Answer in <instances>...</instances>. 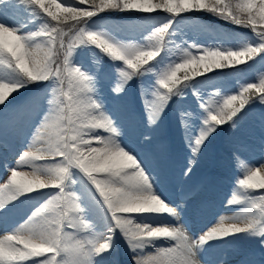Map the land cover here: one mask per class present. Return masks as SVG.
Listing matches in <instances>:
<instances>
[{"label": "snow or ice", "instance_id": "obj_1", "mask_svg": "<svg viewBox=\"0 0 264 264\" xmlns=\"http://www.w3.org/2000/svg\"><path fill=\"white\" fill-rule=\"evenodd\" d=\"M160 12L167 19L140 42L93 26L106 13ZM196 13L247 28L253 38L235 47L177 43L176 25ZM85 47L98 50L92 68L75 59ZM104 57L112 61L108 72ZM257 57L264 60V0H0V106L20 90L43 86V104L40 94L30 100L40 118L26 150L14 166L4 165L0 180V264H105L117 236L132 264H204L214 242L230 239H253L264 248V164L244 165L226 201L238 211L191 234L182 222L183 201H169L155 170L122 142L125 105L109 109L100 95L107 79L113 98L123 102L141 80L143 139L151 144L172 103L190 91L198 110L178 115L190 154L181 173L187 177L215 134L235 128L253 104L264 105V74L233 94L216 89L207 96L200 78ZM235 161L240 167L239 156ZM37 198L42 202L23 223L8 228L10 211Z\"/></svg>", "mask_w": 264, "mask_h": 264}, {"label": "rangeland", "instance_id": "obj_2", "mask_svg": "<svg viewBox=\"0 0 264 264\" xmlns=\"http://www.w3.org/2000/svg\"><path fill=\"white\" fill-rule=\"evenodd\" d=\"M166 19L167 14L163 12L151 17L133 15L130 13H106L97 18L93 26H105L112 30L113 35H115L117 39L125 42H140L150 33L152 27L156 25L157 22H163ZM207 19L214 22V24L210 23ZM176 27L179 29L177 43L187 41L188 43L194 42L204 46L223 45L225 47H235L239 41L253 38V33L249 29L242 27L244 30H240L243 32L239 33L236 30L241 29L240 27L207 13L187 14ZM93 49L96 51V54H99L98 50L95 48ZM75 59L86 68H90V66L92 68L94 66L93 61L95 55L91 51L89 52L82 49ZM103 60L102 67L104 69L105 64ZM221 71H225L226 80L222 77L210 80V85H208L210 88L203 85L201 81L199 87L205 96L216 89H219L222 94H233L238 91L241 84L258 82L259 75L264 74V60L257 57L254 61H248L247 64L239 65L236 68L215 70L214 73H210L208 76ZM149 77L150 80L146 79L148 76H146V78L144 77L143 83L145 85L151 83L152 77L151 75H149ZM221 83H225L226 86H221ZM41 88L43 90V86H41ZM140 88L141 80H136L134 83H131L125 101L118 102L113 98L109 90V81L107 79H102L100 95L104 100L105 106L109 109H115L118 104L125 105L119 112L124 127L127 130V134L122 137V142L144 160L150 168L155 170L159 178V190L169 201H183L187 211L183 215L182 222L185 223L191 234L199 235L202 231H206L208 228L213 227L215 223H218L221 216H231L240 209L241 206L237 210L236 207L233 209L227 205L224 207L223 203H226L227 199L230 198L237 179L242 178V169L244 165L259 167L261 164H264V117L258 115V113H260L259 109H255V115L247 116V118L241 120L235 128L225 126L210 139L202 155L198 159V167H195L196 170L192 171L190 178H193L192 176L197 174L198 177L195 178V181L205 179V181H202L205 182L206 187L208 181L207 172L211 167L210 160L219 142H223V146L229 150L233 160L219 155L217 170H219V174L224 175V178L220 176V178L215 181L213 194L206 197L203 195L205 191L203 193L199 191L195 196L187 199L185 193H187L188 189L185 190L182 187L185 176L181 173L190 154H188L184 141L183 130L178 123L179 111L175 112L173 115L175 128V142L173 141V144L169 136L168 111L160 121L159 127L153 132L152 143H145L143 139V132L145 129L143 127V105L140 99ZM35 90V87H30L28 90H20L19 93H14L6 103L9 108L10 105H13L14 109L11 108L12 112L8 110V114L0 118H3L1 121L3 127L0 126V136H3L4 133H12L18 138L17 132L19 131L20 133V130L22 131L24 136V147L21 149L20 154L22 150H26V144L30 140L36 127L34 123H36L37 120L32 113L34 110L26 112L22 108L25 101L24 97L27 99L34 94ZM20 94H23L21 95L22 98L18 97ZM190 98L195 100L192 95ZM190 98L189 100L191 101ZM10 101L12 103H9ZM2 106H0V110H2ZM182 108L198 110L197 106L194 105L192 101L190 106ZM39 118L40 115L37 119L39 120ZM224 129L228 130L227 134H225L226 131ZM237 156H239L241 160L240 167L237 166L235 161V157ZM227 162L228 165H226ZM15 164L16 161L10 166H14ZM21 170L31 171L29 168H22ZM36 200L37 202L40 201L39 198ZM36 200L29 201V206L27 207L29 212L34 210V206H38L39 202L37 203ZM221 205H223V207H221ZM203 209L207 213L206 216L201 212ZM21 216L8 217L7 221L15 226L19 223H23L28 215H26L25 218ZM17 218L22 219H20L21 221H16ZM167 219L170 220L171 218ZM199 219L203 221V225L206 224L202 229H199V225L198 229L196 228ZM212 221H215V223L208 227V223ZM0 223L2 222L0 221ZM0 233H3V231ZM214 244L218 246L216 251H211L212 246L208 249L218 257V262L220 264H225L233 258H237L238 255L245 251L248 252L235 264H248V262L264 264V248L255 243L253 239H230L227 242H215ZM149 251H151V249H149ZM124 259L127 264L132 263L131 253L125 241L117 236L111 254L105 258V264H124ZM203 261L204 264H206L207 260Z\"/></svg>", "mask_w": 264, "mask_h": 264}, {"label": "bare ground", "instance_id": "obj_3", "mask_svg": "<svg viewBox=\"0 0 264 264\" xmlns=\"http://www.w3.org/2000/svg\"><path fill=\"white\" fill-rule=\"evenodd\" d=\"M3 135H4V137H3L4 142L3 143L0 142V167H2L4 165L10 166L11 164L15 163V161L18 160V156H16L15 159L13 156H11V153H12L11 151H13V152L15 151V147L17 145H19V139L15 138L14 135L9 134V133H4ZM8 156H10L11 158H8ZM196 167H198V165ZM201 212L204 213V215L206 216L207 213L204 211V209ZM20 219H22V218H17L16 221H21ZM1 222L2 223H0L1 224L0 225V227H1L0 231L3 229L2 225H5L3 221H1ZM247 252L248 251L243 252L242 254L238 255L237 258H233L232 260L228 261L225 264H234L237 259L244 256ZM206 253H207V251L204 253L203 257L205 256ZM209 260L210 261H207L206 264H220L218 262L219 260L217 259V257H211V258H209ZM124 264H127L125 259H124ZM130 264H132V263H130Z\"/></svg>", "mask_w": 264, "mask_h": 264}, {"label": "trees", "instance_id": "obj_4", "mask_svg": "<svg viewBox=\"0 0 264 264\" xmlns=\"http://www.w3.org/2000/svg\"><path fill=\"white\" fill-rule=\"evenodd\" d=\"M125 14H127V13H125ZM208 21H210L209 19H207ZM210 23H212V24H214V22H212V21H210ZM241 29H239V30H236L237 32H242V31H240V30H242L243 28L242 27H240ZM244 30V29H243ZM243 37V36H242ZM241 37V38H242ZM104 60H103V62H104V64H105V66L104 67H107V68H110V65L112 64L111 62L112 61H110L109 59H107V57H105V58H103ZM146 78V77H145ZM212 78H214V77H212ZM144 79V78H143ZM146 79H148V78H146ZM202 80V79H201ZM138 81H140V80H138ZM178 99V101H179V103H182L183 102V99H181V98H177Z\"/></svg>", "mask_w": 264, "mask_h": 264}]
</instances>
